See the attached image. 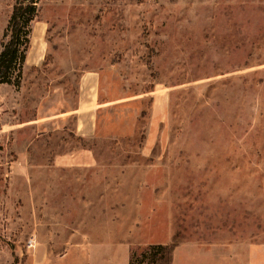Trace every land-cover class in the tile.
Masks as SVG:
<instances>
[{"label":"rangeland","instance_id":"1","mask_svg":"<svg viewBox=\"0 0 264 264\" xmlns=\"http://www.w3.org/2000/svg\"><path fill=\"white\" fill-rule=\"evenodd\" d=\"M54 215L132 240L135 264L163 243L191 264L264 247V0L29 7L0 75V264H36Z\"/></svg>","mask_w":264,"mask_h":264},{"label":"crops","instance_id":"2","mask_svg":"<svg viewBox=\"0 0 264 264\" xmlns=\"http://www.w3.org/2000/svg\"><path fill=\"white\" fill-rule=\"evenodd\" d=\"M95 99V98H94ZM86 103L81 102L76 109H74L75 115L78 118L77 121V135L85 139L92 137L94 135L93 125L84 126L81 121L83 115L81 110L83 105ZM93 103V101L91 102ZM66 113L62 117H66ZM52 127V131L55 132L60 127L56 124ZM84 156V154H82ZM70 157H59V161L62 165H69L71 162ZM67 162V164H65ZM60 164V165H61ZM65 168V166H61ZM84 170L87 167H83ZM77 168H68L69 171ZM91 169V168H87ZM57 171V168L53 169ZM64 170V169H63ZM62 170V171H63ZM74 202H68V204ZM77 205H80L79 202ZM71 219V218H70ZM70 219L65 218L64 216H53L47 220L48 223H51V227H47V236L44 242V250L38 249L35 252L36 264H41L38 257L39 254H46L45 264H130L131 260V245L130 239L126 238L125 241H119V239H114L113 231H105L104 233L100 230H96L95 226H85V220L77 219L79 223L77 228L71 230H66L63 226H55L59 222L70 221ZM95 223V219L90 220ZM83 223L84 225H80ZM130 240V241H129ZM165 243H163L164 245ZM180 247L177 246L174 255L172 264H191L187 262L186 259L180 257ZM39 250L41 253H39ZM237 253V263L236 264H264V247H248L244 250H239ZM230 252L226 253L225 259H222V264H231L229 262ZM234 264V263H232Z\"/></svg>","mask_w":264,"mask_h":264},{"label":"trees","instance_id":"3","mask_svg":"<svg viewBox=\"0 0 264 264\" xmlns=\"http://www.w3.org/2000/svg\"><path fill=\"white\" fill-rule=\"evenodd\" d=\"M39 0H14V6L10 22L7 28L6 38L3 42V48L0 53V75L6 65L12 60L17 51L20 33L23 27V17L29 7L38 3ZM178 243L173 242L171 245H155L150 247L149 253H145L146 259L150 258L148 264H171L172 256ZM130 264H135L134 256L131 255Z\"/></svg>","mask_w":264,"mask_h":264},{"label":"built area","instance_id":"4","mask_svg":"<svg viewBox=\"0 0 264 264\" xmlns=\"http://www.w3.org/2000/svg\"><path fill=\"white\" fill-rule=\"evenodd\" d=\"M34 243H35L34 240L31 239V240L29 241V243H28V246L31 248V247L34 246Z\"/></svg>","mask_w":264,"mask_h":264}]
</instances>
